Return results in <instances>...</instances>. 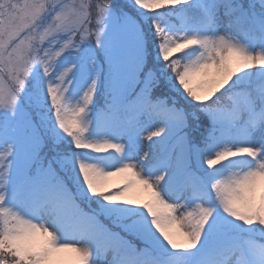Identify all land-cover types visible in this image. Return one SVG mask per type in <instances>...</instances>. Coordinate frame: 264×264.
<instances>
[{
    "label": "snow or ice",
    "instance_id": "1",
    "mask_svg": "<svg viewBox=\"0 0 264 264\" xmlns=\"http://www.w3.org/2000/svg\"><path fill=\"white\" fill-rule=\"evenodd\" d=\"M0 264H264V0H0Z\"/></svg>",
    "mask_w": 264,
    "mask_h": 264
}]
</instances>
